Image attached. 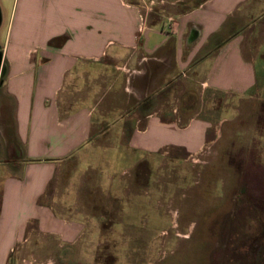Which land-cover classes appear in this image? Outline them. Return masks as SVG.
<instances>
[{
	"label": "crops",
	"instance_id": "0c3cea01",
	"mask_svg": "<svg viewBox=\"0 0 264 264\" xmlns=\"http://www.w3.org/2000/svg\"><path fill=\"white\" fill-rule=\"evenodd\" d=\"M140 14L124 0H14L0 43L10 101L0 115V264H33L38 239H52L60 252L86 234V223L62 211L56 182L91 146L110 75L141 104L190 75L204 93L264 102V0H206L145 28ZM145 118L130 137L135 152L196 154L218 138L199 115L185 127L156 113Z\"/></svg>",
	"mask_w": 264,
	"mask_h": 264
},
{
	"label": "rangeland",
	"instance_id": "374dc122",
	"mask_svg": "<svg viewBox=\"0 0 264 264\" xmlns=\"http://www.w3.org/2000/svg\"><path fill=\"white\" fill-rule=\"evenodd\" d=\"M124 1L140 9L145 28L206 0ZM13 3L0 0L2 44ZM259 25L264 37V18ZM3 68L0 48V115L9 101ZM110 78L111 89L105 87L95 108L91 146L56 182L62 211L86 223V234L60 252L50 238L32 242L33 264H264V102L204 93L190 75L141 104L117 75ZM151 113L180 127L199 115L217 126L218 138L196 157L135 152L130 137Z\"/></svg>",
	"mask_w": 264,
	"mask_h": 264
},
{
	"label": "built area",
	"instance_id": "2783aa9c",
	"mask_svg": "<svg viewBox=\"0 0 264 264\" xmlns=\"http://www.w3.org/2000/svg\"><path fill=\"white\" fill-rule=\"evenodd\" d=\"M141 21H142V22L144 21L143 18L141 19ZM203 150H204V149H203ZM203 150L200 152V154L203 152ZM197 155H199V153L196 154L195 156H192V157H196Z\"/></svg>",
	"mask_w": 264,
	"mask_h": 264
},
{
	"label": "water",
	"instance_id": "95a60500",
	"mask_svg": "<svg viewBox=\"0 0 264 264\" xmlns=\"http://www.w3.org/2000/svg\"><path fill=\"white\" fill-rule=\"evenodd\" d=\"M1 84H2V81H1Z\"/></svg>",
	"mask_w": 264,
	"mask_h": 264
}]
</instances>
